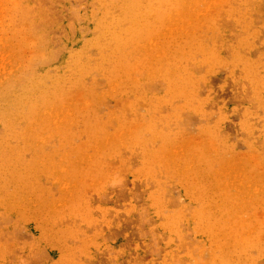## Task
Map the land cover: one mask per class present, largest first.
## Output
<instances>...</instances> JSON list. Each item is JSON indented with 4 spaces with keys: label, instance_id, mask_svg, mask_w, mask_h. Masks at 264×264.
<instances>
[{
    "label": "rangeland",
    "instance_id": "1",
    "mask_svg": "<svg viewBox=\"0 0 264 264\" xmlns=\"http://www.w3.org/2000/svg\"><path fill=\"white\" fill-rule=\"evenodd\" d=\"M0 264H264V0H0Z\"/></svg>",
    "mask_w": 264,
    "mask_h": 264
}]
</instances>
